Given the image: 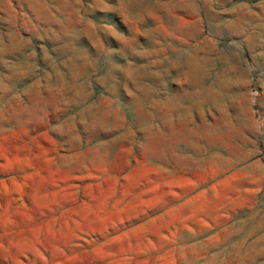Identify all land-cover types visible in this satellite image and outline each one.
Returning a JSON list of instances; mask_svg holds the SVG:
<instances>
[{
	"label": "rangeland",
	"instance_id": "374dc122",
	"mask_svg": "<svg viewBox=\"0 0 264 264\" xmlns=\"http://www.w3.org/2000/svg\"><path fill=\"white\" fill-rule=\"evenodd\" d=\"M0 264H264V0H0Z\"/></svg>",
	"mask_w": 264,
	"mask_h": 264
}]
</instances>
